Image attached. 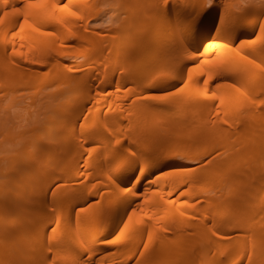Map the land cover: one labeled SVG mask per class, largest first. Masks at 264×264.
<instances>
[{
    "label": "bare ground",
    "instance_id": "1",
    "mask_svg": "<svg viewBox=\"0 0 264 264\" xmlns=\"http://www.w3.org/2000/svg\"><path fill=\"white\" fill-rule=\"evenodd\" d=\"M117 1L112 25L94 26L95 0H0V106L23 121L0 120V145L27 150L3 174L14 213L2 204L0 264H264V70L242 46L257 17L238 0H180L168 13L170 0H135L120 19ZM164 36L176 38L169 50ZM214 43L223 51L205 59ZM201 55L207 64L190 65ZM173 86L166 100L152 92ZM22 101L40 111L24 115Z\"/></svg>",
    "mask_w": 264,
    "mask_h": 264
},
{
    "label": "rangeland",
    "instance_id": "2",
    "mask_svg": "<svg viewBox=\"0 0 264 264\" xmlns=\"http://www.w3.org/2000/svg\"><path fill=\"white\" fill-rule=\"evenodd\" d=\"M94 1V0H93ZM96 1V3H97V8L98 7H100V9H99V14H101V15H99L98 17H91L90 19H89V23H90V25H94V26H98L99 24H100V26H101V24L103 25V26H105V25H107L108 24V26L109 25H112V23L113 22H111L110 20H111V16H109V15H112V11H113V7H115V6H117V4H118V1L116 0V2H115V0H109V2H107V1H105V0H99V1H97V0H95ZM105 1V2H104ZM131 0H127V1H123V2H125V4H124V9H123V11H122V13H120V15H119V18L120 19H122L123 17L122 16H124V15H126L127 14V11L128 10H131V8L134 6L133 4H135L134 2H136L135 0H133L132 2H130ZM178 1H179V3L181 2L180 0H170L169 1V3L167 4V8L165 9V12H167L168 13V11L171 9V4L173 3V2H176V3H178ZM187 1V0H186ZM235 1L236 0H234V2H231L230 0H221V6H228V7H230V6H232V5H234V3H235ZM238 1H240V4H241V9L242 10H245L246 12H247V15L245 16V17H247L250 13L249 12H251V13H253V15H255L256 17H257V20H258V26H256L255 27V29H254V31L253 32H251L250 34H249V36L247 35V37H246V40L245 41H243L244 43H242V46L245 44V42H246V44H247V46L249 47H251V46H253V47H255L256 49H254L253 47H251L252 48V50L254 49V51H255V54H256V58H254L253 56H249L250 54H247V56H249V57H251V59L253 60L254 59V62L253 61H251L250 59H248L247 58V62H250V65H252V66H259L258 68H260V69H263L264 70V57H263V55H261L262 54V50H263V43H264V37H263V41H261L260 40V42H257V40H259V38H256L257 40H254V36H257V35H262L261 34V31H262V33L264 32V30H262V26L264 25V8L260 5V2H261V0H238ZM127 2H129V3H127ZM107 3V4H106ZM175 3V4H176ZM111 6V7H110ZM173 6H175V5H173ZM177 6L178 7H180L181 5H178L177 4ZM176 6V7H177ZM220 8V4H219V6L218 5H216V8H217V10ZM112 8V9H111ZM102 9V10H101ZM103 9H104V11H103ZM103 11V12H102ZM103 14H102V13ZM139 12V11H138ZM137 12V14H139V16H141V14H142V12H139L138 13ZM104 13H105V15H104ZM122 15V16H121ZM252 15V14H251ZM109 16V17H108ZM122 17V18H121ZM119 22V19L118 20H116L115 22H114V24H117V23ZM241 22H243V20H241ZM107 23V24H106ZM154 23V22H153ZM153 23H151L152 25H153ZM261 23H263L262 25H261ZM95 24H97V25H95ZM152 28V27H151ZM263 28H264V26H263ZM261 30V31H260ZM258 33H260V34H258ZM174 35H177V32H176V34L174 33ZM173 35V36H174ZM263 36H264V34H263ZM149 38H152V37H149ZM163 41L162 42H160L159 41V43H157V46H168V43H166V41L167 40H171V39H167L166 38V36H164L163 37ZM175 39V40H174ZM252 39V40H251ZM173 42H174V44H176V38H174L173 37ZM249 40V41H248ZM254 40V41H253ZM135 41V40H134ZM137 41V40H136ZM135 41V42H136ZM135 42H133L132 41V43L131 42H128V44L127 45H130L129 43H131V44H133V43H135ZM172 41H170V43H171ZM172 42V43H173ZM236 41L234 40L230 45H226V44H224V43H221L223 46H224V49L223 50H231V51H233L234 49H238V48H236L237 46L239 47V44L237 43H235ZM238 42V41H237ZM262 42V43H261ZM169 43V46H168V49L167 48H165L166 50H169V47H171V44ZM137 44V43H136ZM158 44H160V45H158ZM163 44V45H162ZM165 44H167V45H165ZM173 44V45H174ZM221 44H219V43H214V45H213V49H212V51L210 52V54L208 55V58H207V56H205V59H209L210 60V55H215V53H213L214 51L213 50H215V48L218 50V48L216 47V46H220ZM235 44V45H234ZM245 44V45H246ZM260 44V45H259ZM232 45V46H231ZM237 45V46H236ZM263 45V46H262ZM175 46V45H174ZM223 46H220L221 48H219V50H222V48H223ZM236 46V47H235ZM260 46H262L261 48H260ZM245 47V46H244ZM258 47L260 48V50H258ZM231 48H234L233 50L231 49ZM171 49V48H170ZM249 48H247V53H249L250 51V49L248 50ZM262 49V50H261ZM217 50H215V51H217ZM222 50V51H223ZM257 50H258V53H256L257 52ZM264 51V50H263ZM218 53H220V52H218L217 51V54ZM264 53V52H263ZM149 54H151V52H147L146 53V55L145 56H147V57H151V55H149ZM257 54H258V58H260L261 60L259 61L258 60V58H257ZM180 54H179V51H177V50H175L174 51V54H173V57H178ZM259 55L260 56H262V57H259ZM201 56H203V55H201ZM215 56H217V55H215ZM215 56L214 57H212L213 59L215 58ZM200 57V56H199ZM253 57V58H252ZM180 58H181V56H180ZM201 58V57H200ZM176 59V61H177V58H175ZM202 59H204V56L202 57ZM204 59V60H205ZM257 59V61L255 62V60ZM201 60V59H200ZM199 59H198V61L196 62H193V63H191L190 65H194V66H196V65H198V64H201V62L202 63H204L205 62V64H207V62H206V60L204 61V60H201L200 61ZM209 60H207V61H209ZM166 63V62H165ZM164 63V64H165ZM166 65H167V67L170 65V62H169V60H167V63H166ZM202 66H203V64H201ZM200 65V66H201ZM135 66V65H134ZM205 66V65H204ZM238 71V70H237ZM237 73H239V72H237ZM204 77V76H203ZM241 77V76H240ZM239 77V78H240ZM213 87L215 88V82L213 83V85H211V87H210V89L211 90H214L213 89ZM178 89H179V86L177 87V86H173V87H169V88H167V89H154V90H152V92L155 94V96H156V98H159V99H163V100H166L167 99V97L169 98V97H172V96H174L175 95V92L176 91H178ZM1 91H3L2 89H0ZM34 90V89H33ZM22 93V90L21 91H18V93ZM24 92V91H23ZM29 92H31V91H29ZM213 93L215 92V91H212ZM25 93H27V92H25ZM2 94H3V97L5 96V94H4V91H3V93L1 92V96H2ZM61 98H62V96H61ZM60 98V99H61ZM63 99H65V97L64 98H62V102H64L63 101ZM26 100H29V97H26ZM4 101H5V99H4ZM3 101V104H2V106H0V117L2 118V119H0V120H2L3 122H4V124H6V125H8V127L10 128V127H16V128H18L19 127V125L20 124H23V121L21 122V121H19L20 119H19V117H15V116H13V111H12V109H13V107H11L10 105H9V103H8V106H7V104H5V102ZM61 101V100H60ZM7 103V102H6ZM257 103V102H256ZM255 102L253 103V106L252 107H254L255 105H257ZM3 105H6V106H3ZM11 107V108H8V107ZM15 107H17L18 109H20V112H22V113H24V115H27V116H29L32 112L34 113V111H35V113L37 112H39L40 111V109H39V105H36L35 103H29V102H27V101H22V102H20L19 104H16V106ZM255 108V107H254ZM211 116H213V115H215V112H214V110H213V113L211 112V114H210ZM5 118V121L3 120ZM49 124H51V123H49L48 121L46 122L45 120H43V121H41V122H39L38 123V126H39V128H37V130L36 131H31V135H30V138H33V137H39V136H42V134H43V132H44V129L46 128V126L47 125H49ZM10 125H13V126H10ZM21 128V127H20ZM19 128V129H20ZM121 127H119V129H120ZM13 131L15 132V130L13 129ZM64 131H66V130H64ZM33 132H35V133H33ZM16 133H17V131H16ZM16 133H13L12 132V134L9 136V140H10V138L12 139V137L16 134ZM65 132H63V135H65L64 134ZM62 134V133H61ZM2 139H4V137L2 138L1 136H0V141H3ZM7 139V138H6ZM5 139V141H7ZM1 142L2 144V146L0 145V153H2V151H3V153H2V155L0 154V156L3 158V157H5V155H4V153L6 154V156H8V157H6V159H4V161H3V159L0 157V161L2 160V162H1V164L3 163V162H5L6 160H8V158H9V160L7 161V162H5V163H3V166H1L0 165V173H2V174H0V197L1 198H4V197H6V198H4L5 200H7L8 199V194H9V192L10 191H8V190H10V189H12L13 187H14V185H13V182H11L10 180H9V182H8V180H7V177H8V172L7 171H9V169H10V167H11V164L10 163H8V162H12V160H13V162H14V160L15 159H18V153H19V155H21V156H25L26 154H27V150H25L24 149V151L23 150H18L19 152H17V158H15L14 156H16L15 155V153L16 152H14L13 150L15 149V147L13 148V147H11L12 146V144L11 143H9L10 141H7V142ZM4 143H6V144H4ZM98 141H95V142H91V143H88V144H86V147L87 146H90V145H94L95 146V150H96V152L94 153V159L96 158L97 159V161H99L100 159H103V157H104V154H105V151L104 150H100V151H98L97 149H98V147H99V145H98ZM4 145H7V147L6 146H4ZM6 148H7V150H8V152H7V150H6ZM13 148V150H11ZM41 148H42V150H45L46 148H47V145H46V142H44V141H42L41 142ZM3 149H5V150H3ZM21 149V148H20ZM9 150H11L10 151V153H9ZM7 153H9V154H7ZM12 153V154H11ZM9 155H10V157H9ZM20 158V157H19ZM61 161L63 160V158H61L60 159ZM12 162V163H13ZM6 163H7V165H9V167H5V169L7 168V170H5L4 169V171H3V168H4V164L6 165ZM6 165V166H7ZM5 171L7 172V173H5ZM6 174L7 175V177H4V176H6V175H3V174ZM53 176H54V174H53V172H48V173H46L45 174V176L41 179V185L42 184H44V182H49L50 180H52V179H54L53 178ZM11 182V183H10ZM13 187H12V186ZM9 186H11V187H9ZM10 188V189H9ZM16 188V187H15ZM14 188V189H15ZM18 188V187H17ZM15 190H17V189H15ZM8 191V192H7ZM17 192L19 193L20 191H19V189L17 190ZM18 193H16V194H18ZM5 194H7V196H4ZM3 196V197H2ZM0 201H2V199L0 200ZM5 202V201H4ZM2 203V202H0L1 204V206L0 207H2V204H3V207H4V204L6 203ZM3 207L2 208H0V211H1V209H3ZM5 208H6V214H8V215H6V220L7 219H9V216L12 214V212L14 213V211H10L9 212V209L7 210V207H4V210H5ZM232 208V207H231ZM11 210H13L12 208H10ZM242 208H235V212H236V215L237 216H240V214L238 213V210H241ZM232 210H233V208H232ZM3 211V210H2ZM1 211V212H2ZM9 213H11V214H9ZM1 214V213H0ZM3 216L5 215V213H4V211H3V214H2ZM13 215V214H12ZM38 217H48L49 215L48 214H44V213H38V215H37ZM8 217V218H7ZM0 218H2L3 219V217L2 216H0ZM16 226V225H15ZM69 230L72 232L73 230H75V228H76V225L75 224H73V223H70L69 225ZM33 241V240H32ZM29 248H31V247H29ZM30 250V249H29ZM34 261H36L38 264H44V263H46V261L43 259V258H38V257H35L33 260H32V262H34Z\"/></svg>",
    "mask_w": 264,
    "mask_h": 264
},
{
    "label": "snow or ice",
    "instance_id": "3",
    "mask_svg": "<svg viewBox=\"0 0 264 264\" xmlns=\"http://www.w3.org/2000/svg\"><path fill=\"white\" fill-rule=\"evenodd\" d=\"M165 3H167V0H165ZM73 15H74V13H73ZM125 227H127V225H125ZM116 239L118 240L119 236H117ZM110 242L114 243L115 241H110Z\"/></svg>",
    "mask_w": 264,
    "mask_h": 264
}]
</instances>
